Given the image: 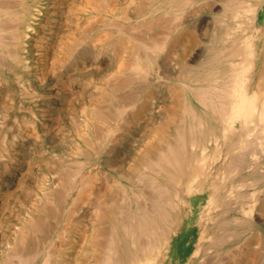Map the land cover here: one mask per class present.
<instances>
[{
    "label": "bare ground",
    "instance_id": "obj_1",
    "mask_svg": "<svg viewBox=\"0 0 264 264\" xmlns=\"http://www.w3.org/2000/svg\"><path fill=\"white\" fill-rule=\"evenodd\" d=\"M51 2L0 0L9 146L20 153L35 144L23 124L31 114L58 152L44 203L1 243L0 264L36 258L31 231L55 207L80 225V250L61 244L41 264H82L90 252L97 264H163L197 202L185 264H264V0H67L41 28ZM40 30L39 41L54 30L55 52L34 68ZM42 77L43 93L25 86ZM12 81L22 89L17 102ZM36 95L37 108L26 106ZM58 111L74 139L52 133ZM92 154L89 163L83 155ZM105 167L124 183L121 194ZM6 208L3 200L1 217ZM115 214L123 218L106 224Z\"/></svg>",
    "mask_w": 264,
    "mask_h": 264
},
{
    "label": "rangeland",
    "instance_id": "obj_2",
    "mask_svg": "<svg viewBox=\"0 0 264 264\" xmlns=\"http://www.w3.org/2000/svg\"><path fill=\"white\" fill-rule=\"evenodd\" d=\"M57 1L58 0H52L53 3L51 2V6H50V9L52 11L49 9L48 10L49 12L48 11L44 12L43 16L40 17L39 25L41 24L40 25L41 28L43 27V25H45V26L48 25V21L52 17H53V19L56 17L58 19V15L60 14V11H62L61 8H63L62 5L67 0H59L58 2ZM54 20L56 21V19H54ZM53 23H54V21H52V24ZM52 24H51V26H52ZM54 27L56 28L57 26L54 25ZM51 32H50L51 36L49 35V37L44 38L42 41H39V38L42 37L41 30H40V33H38L36 35V37L34 35V38L32 40V43L35 44V49H34L35 60L33 62L34 68H36L39 65H42L45 61L48 60V58L50 56H53V54L55 52V44H54L55 42L53 39L54 38L53 35L55 33H54V30H52ZM39 77H41V76H39ZM11 86H10V88H11L12 100L17 102L19 99V96L21 95L20 91L22 89H21L20 85L14 81H12ZM25 86L26 87L29 86L28 87L29 89H36L37 94L43 93V88H42L43 87V77L39 78L36 81V83H33V86L30 85V81L25 80ZM30 98H28V101L26 102V106H30L32 109H36L37 107H35V106H37V103L39 102V98H37V95L30 97ZM6 114L3 111H1V113H0V146L2 145L0 147L1 148L0 153L2 152L1 154L3 155V157H0V203L3 202V200H5V202L7 204V208L4 211V214H5L4 217H1V211H0V218H1V220H0V245L6 239L13 240V238L15 237V232H16L17 228L22 226V223L24 222L23 217L25 218L27 216V212H28L27 209L28 210L33 209L37 205H42L44 203V201H42V199L44 200V198L41 197V196H43L42 193L45 190V188L49 187L51 184V183H49V180H50L49 174L47 175V171H46L47 165L50 167L53 165V161L55 160L53 158V155L58 153L56 150L57 148H56L55 144H52L51 142H49V139L46 140L43 136H41V134L39 133V129H38V122L34 119V117L31 114H29L28 116L27 115L24 116L25 120H24L23 124L27 125V127L29 129V134H28V136H27V134L23 135L22 139H25L26 136L27 137L30 136L33 138L35 144H33L32 147L25 152L19 153V152L11 151L12 149L9 146V141L12 138L13 129H10L8 126L10 124H12L13 121ZM9 114H11V113H9ZM56 115H59V116H56ZM53 117H54L55 123L52 125L53 127L51 128V130H52V133L56 135L55 137L57 139H62V137H63L66 140L74 139L75 138L74 133L69 131V127H68L69 118L65 114H62L60 111L55 113V115H53ZM57 121H58V123H56ZM50 123H51V121H50ZM55 124H56V126L54 127ZM57 133H58V135H57ZM58 136H61V138H59ZM2 139L4 140L5 143L1 144V142H3ZM31 150H32V152H31ZM12 152H14L15 158L13 161H10L9 159H7L6 155L8 153H12ZM46 152L50 156L49 162L45 161ZM94 153H95V151H94ZM83 156L88 160V162H89V160H91V162H89V163H93L96 161L94 154L87 155V156L83 155ZM84 157H82L83 161L86 160V159H84ZM3 160L9 161V163H7L8 168H9V169L7 168V171H6V169H2L3 168V166H2ZM85 162H87V161H85ZM85 162H84V164H85ZM88 162L86 164L89 165ZM86 170H89V166L86 167ZM104 171H106L105 173L110 175V177H109L110 183L112 182L111 184L116 188V191L121 194L122 191L120 190V188L123 189L122 184H124V183L116 175V173L113 171V169L105 167ZM47 185H49V186H47ZM133 187H134L133 189H136L137 188L136 184L133 185ZM134 193H136V190L134 191ZM39 198H41V199H39ZM120 202H121L120 198L115 199L116 204H118ZM54 203L53 204L48 203V204L55 207L56 202H54ZM121 203H123V202H121ZM58 208H60V207L53 208L54 210L51 212V213L55 212V214H53V215L50 212H48V213L42 212L41 213L42 217H44L43 218L44 219L43 227H41L39 229H34L31 231V234H32L31 238L33 239V243H34L33 246H35L34 249L37 251H38V249L41 250L42 249L41 246L43 245L44 250H41L40 253H38L39 251L38 252L34 251L35 253H37L38 257L36 255V258L32 259L30 264H41L40 262H41L43 256L47 252L49 254H51L50 252H53L51 255H49V257H50L49 259H50V261H54L56 259V253L59 251L61 244L65 245V243H66V245H72V246H75L77 244L74 247V251L76 252V251L80 250V242L78 241L79 240L78 239L79 228H76L77 230L74 229L76 226L80 227V225L78 226L77 225L78 223H76L71 218H69V216H67L68 214L64 212V209L61 210L62 207L60 208V210H58ZM197 208H198V210L196 213H194V215H192L193 217L192 218L189 217L190 221H188L189 223L186 225V227H187L186 230L180 232L181 234H180L179 238L175 240L176 242L174 241L176 243V247H175L176 251L173 253L174 254L173 258H171V259L166 258L164 260L163 264H185L186 263L187 258L190 256V254L193 250V246H194V243L196 240L195 236H196L197 231L193 227L196 224V220L198 218L197 214L199 213V211L202 208V206H200L199 202H197ZM57 211H58V213H56ZM112 218L122 219L123 217L119 216L118 214L116 216V214H115L113 216L111 215V217H108L107 220L112 219ZM107 220L105 221V223L109 224L110 220L109 221H107ZM70 221H72V222H70ZM17 224H19V225H17ZM15 226H17V227H15ZM113 232H115V231H113ZM113 232L111 233V235H113ZM60 237H62V238H60ZM34 239L35 240L37 239V240L34 241ZM42 241H43V243H42ZM39 245H41V246H39ZM55 245H56V248H58V249L56 251L51 250L53 246L55 248ZM36 246H38V249H36ZM50 247H51V249H47ZM0 248H1V246H0ZM47 250H49V251H47ZM97 263L98 262H96V258L94 256V254L92 257L91 252L88 255L84 256L83 262H82V264H97Z\"/></svg>",
    "mask_w": 264,
    "mask_h": 264
}]
</instances>
